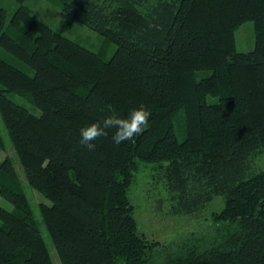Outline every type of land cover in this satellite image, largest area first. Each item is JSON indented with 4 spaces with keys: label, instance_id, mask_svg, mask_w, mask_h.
Instances as JSON below:
<instances>
[{
    "label": "trees",
    "instance_id": "trees-1",
    "mask_svg": "<svg viewBox=\"0 0 264 264\" xmlns=\"http://www.w3.org/2000/svg\"><path fill=\"white\" fill-rule=\"evenodd\" d=\"M16 1L9 17L0 6V117L27 183L50 202L38 208L61 264H264V168L254 166L264 155V0H56L115 46L109 57ZM246 21L254 47L240 52ZM140 105L151 112L142 134L115 145L113 129L94 150L80 145L81 127ZM141 165L173 214L221 199L210 240L192 236L155 261L159 242L139 232L128 196ZM0 197L14 207L0 206V264H53L9 156Z\"/></svg>",
    "mask_w": 264,
    "mask_h": 264
},
{
    "label": "rangeland",
    "instance_id": "rangeland-1",
    "mask_svg": "<svg viewBox=\"0 0 264 264\" xmlns=\"http://www.w3.org/2000/svg\"><path fill=\"white\" fill-rule=\"evenodd\" d=\"M23 3L31 9L37 18L55 31L95 52H102L105 57L111 56L115 46L111 42H107L97 31L65 13L56 0H25ZM19 5L20 3L16 0H0V6L6 10L8 17ZM105 42L110 44L105 45ZM235 46L240 52L253 49L254 32L251 21L244 22L236 29ZM24 68L31 72L25 66ZM9 97L24 105L34 114H40V110L25 98L16 94H10ZM0 134L4 145V148L0 149V161L6 156L12 160L53 264H61L38 208L40 203L50 204V202L27 183L23 167L15 154L1 117ZM254 166L258 169L264 168V155L255 158ZM133 174L134 180L129 186L128 196L134 206V216L139 226V232L144 233L148 240L159 242L157 252L160 255L156 256V262L164 261L167 253L176 252L177 249L173 248L174 246L192 236L202 237L205 241L210 240L215 227L211 221V214L221 207L220 198H216L206 210L198 215H176L170 210L171 201L164 186L161 182L156 181L158 179H154L150 175L151 173L146 167L141 165ZM0 206L9 211L14 209L13 205L2 197H0ZM163 246L167 248H163Z\"/></svg>",
    "mask_w": 264,
    "mask_h": 264
},
{
    "label": "clouds",
    "instance_id": "clouds-1",
    "mask_svg": "<svg viewBox=\"0 0 264 264\" xmlns=\"http://www.w3.org/2000/svg\"><path fill=\"white\" fill-rule=\"evenodd\" d=\"M151 112L144 105L133 108L127 117L118 114L105 115L102 121L92 122L79 129L80 145L89 151L94 150L95 142L109 136L113 130L111 141L119 145L139 136L148 127Z\"/></svg>",
    "mask_w": 264,
    "mask_h": 264
}]
</instances>
